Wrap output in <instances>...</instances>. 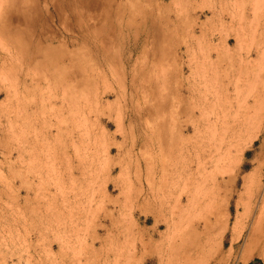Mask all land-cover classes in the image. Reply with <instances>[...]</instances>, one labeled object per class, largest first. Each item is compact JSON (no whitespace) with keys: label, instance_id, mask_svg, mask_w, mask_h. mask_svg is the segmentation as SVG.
Instances as JSON below:
<instances>
[{"label":"rangeland","instance_id":"1","mask_svg":"<svg viewBox=\"0 0 264 264\" xmlns=\"http://www.w3.org/2000/svg\"><path fill=\"white\" fill-rule=\"evenodd\" d=\"M26 2L28 0H12L14 26L24 41L29 40L31 51L22 69V77L28 72L25 86L19 87L13 104L28 113L22 161L17 159L16 128L8 124L0 132V264L183 263L191 227L197 226L202 233L205 221L214 219V215H208L210 206H205L209 205L211 196L208 175L217 171L214 168L218 163L214 159L212 164H207L193 184H171V194L164 196L160 191L157 201L142 203L137 200L140 190L137 165L143 152L139 134L150 122L161 125L167 121V132L174 123H178V127L186 125L187 132L176 142L187 141L190 145L202 142L204 150L199 152V158L203 161L210 153L212 155L220 141L237 129L250 130L254 126L249 133L257 130L264 115L260 104L264 98V0ZM219 16L225 21L220 22L222 25ZM227 20L232 22L229 24ZM234 40H238V44ZM41 48L50 49L52 54H47L50 56L46 58L40 52L37 54L35 50ZM209 59H222L223 63L219 66L212 63V69ZM240 59L248 60V68L240 64ZM228 61L233 66L229 67ZM215 69L220 72L229 69L235 76L229 84L228 97L222 99L213 112L207 111L208 116L207 112L199 115L196 110L195 118L177 113L184 106H194L191 98L198 100L205 92L212 96L220 92L218 85H209V92H202L206 88L197 84L203 73H212ZM232 82L238 84L237 90H233ZM256 97L255 116L253 101ZM0 102L6 105L3 96ZM148 104L150 116L143 121L145 115L141 113ZM247 105H253L249 112L245 110ZM71 110H75L74 115ZM117 117L121 119V132ZM247 118L249 121L253 118L252 126L247 124ZM187 120L193 125H203L208 120L211 128L197 133ZM248 139L249 135L244 132L238 143L244 154L240 157L237 188L226 208L230 215H225L226 218L220 215V225L208 234L224 226L220 238L217 237L219 240L216 239L220 243L217 252H203L193 264H264V232H252L261 228L264 219V215L258 214L264 212V134L249 143ZM135 141L137 147H133ZM74 148H78L81 157L74 154L69 162L64 151L72 154ZM164 148L163 154L169 158L171 151L167 145ZM172 153L169 160L181 164L178 151L173 149ZM243 185L252 191L248 188L250 193L245 191ZM182 191L190 200H183L186 204L183 215H176L178 210L173 206ZM243 192H248L250 197ZM160 200L166 207L154 215ZM245 201L248 202L246 209L243 208ZM109 212L112 215H105ZM257 218H262L260 227H256ZM236 222L239 223L234 224Z\"/></svg>","mask_w":264,"mask_h":264},{"label":"bare ground","instance_id":"2","mask_svg":"<svg viewBox=\"0 0 264 264\" xmlns=\"http://www.w3.org/2000/svg\"><path fill=\"white\" fill-rule=\"evenodd\" d=\"M28 3H29V0H28ZM26 2V4H28ZM31 4V3H29ZM13 3H12V0H0V97L3 96L4 98V102L6 103V105L2 106L3 102L1 103L0 102V132H3L5 130V127L8 126V124H11L10 126H14L17 130V137H16V153H17V159L19 161H22L23 160V154H24V151H25V148H24V145H23V137H24V128H25V125L27 123V117H28V113L25 109H21V108H16L15 106H13L14 104V101L17 100V97H18V94H19V87L20 86H25V76H28V72L26 71L22 77V72H23V66L25 64V62H27L29 60V58H27V54L31 51L30 49V44H29V40L28 42L27 41H24L23 37L21 36V34L18 32L17 30V27L14 26V21H13V16L14 15V10L13 9ZM31 10V9H30ZM216 12V10H214ZM31 12V11H30ZM212 14H216V13H212ZM33 15V14H32ZM31 15V17H32ZM212 16V15H211ZM214 17V16H213ZM216 17V16H215ZM226 17V16H225ZM232 18V16L230 17ZM218 21L219 23L223 22V17L219 16L218 17ZM32 20V19H31ZM225 20V18H224ZM233 20V19H232ZM216 20V22H218ZM228 21V20H227ZM230 21H228V23L230 24ZM225 22V21H224ZM223 22V23H224ZM232 22V21H231ZM235 22V21H234ZM218 23V24H219ZM220 23V24H221ZM227 23V22H226ZM30 24V23H29ZM219 24V25H220ZM34 25V24H33ZM222 25V24H221ZM226 25V24H225ZM33 27V26H32ZM33 29V28H32ZM34 32V31H33ZM32 33V32H31ZM32 36V35H31ZM236 37V35H235ZM237 38L239 39V37L237 36ZM236 38V39H237ZM47 41V40H46ZM235 41V40H234ZM238 40H236L235 42H237ZM229 42V40H228ZM226 43V42H225ZM238 44V42L236 43ZM225 47L227 45H224ZM228 48V47H227ZM227 48L224 49L225 53H228L226 52L227 51ZM35 52L38 54L39 52L46 58V57H49L51 54H52V51L50 49H45V48H41V49H37L35 50ZM31 54V53H30ZM47 54H50V55H47ZM36 56V55H35ZM226 56V54H225ZM228 56V55H227ZM30 57V56H29ZM250 57V55L248 56ZM36 59H38L37 57H35ZM40 60V59H39ZM210 60V59H209ZM215 61H211V63L208 62V64H210V67L211 65L213 66V64L215 65H218L220 64L223 60L222 59H214ZM225 60V59H224ZM232 59H230L231 61ZM205 61H207L205 59ZM227 61V60H226ZM229 62V67L230 66H233L232 63ZM252 62V61H251ZM250 62V63H251ZM203 63V62H202ZM206 63V62H205ZM213 63V64H212ZM223 63V62H222ZM227 63V62H226ZM245 64L248 63V60L247 59H240V64ZM249 63V64H250ZM239 64V65H240ZM42 65V64H41ZM204 65V64H203ZM238 65V66H239ZM252 65V63H251ZM207 64L205 65V68H206ZM209 66V65H208ZM219 66V65H218ZM226 65H224L225 67ZM236 66V65H235ZM247 66V65H246ZM245 66V67H246ZM27 67V66H25ZM220 67H223V66H220ZM223 67V68H224ZM227 67V66H226ZM242 67V66H241ZM250 67V66H249ZM204 68V69H205ZM213 69V67H211ZM218 68V67H217ZM228 68V67H227ZM226 68V69H227ZM240 68V67H239ZM248 68V66H247ZM246 68V69H247ZM32 69V68H31ZM124 69V68H123ZM220 69V68H218ZM225 69V68H224ZM230 69V68H229ZM228 69V70H229ZM245 69V70H246ZM115 70V68H114ZM210 69H208L209 71ZM228 70L226 71H221L220 70H212V73H203L201 78L199 79L198 83L201 87H205L206 90H204V88H202V92H209V88L207 90V87L209 85H218L220 87V92H218L217 94L213 95L212 94H207L205 92V94L203 95V98L201 99H198L196 100V98L194 97L191 98L192 101H193V104L194 106L192 105L191 107L189 106H184L181 108V110H177V113L179 114H184L188 117H193L196 113L194 110H196V112H198L199 115H203L205 112L209 111L210 113L213 112V110H215L218 105H220L222 99H226L228 97V91H229V84L231 83V81L234 79L233 76L231 73L228 72ZM243 70V69H242ZM180 72V70H178ZM183 71V70H182ZM211 71V70H210ZM39 72V71H38ZM204 72V71H203ZM33 73V71H32ZM183 73V72H182ZM40 75V74H39ZM111 75V74H110ZM184 75V73H183ZM133 76V75H132ZM178 76V75H177ZM43 79H45L43 76ZM235 77V76H234ZM135 78V77H134ZM179 78V77H177ZM256 78V77H255ZM257 78L259 79V76H257ZM35 79V78H34ZM130 79V78H129ZM132 79V78H131ZM237 79V78H235ZM39 81V80H38ZM181 81V80H180ZM234 81V80H233ZM125 82V81H124ZM238 82V81H237ZM235 82V84L237 83ZM126 83V82H125ZM162 83V82H161ZM124 84V83H122ZM134 84V83H133ZM234 88L233 90H237L236 89V86H238V84L234 85V83L232 82ZM132 85V84H131ZM199 86V87H200ZM126 87V86H125ZM197 87V88H199ZM210 87V86H209ZM120 88V87H119ZM123 88V87H122ZM127 88V87H126ZM130 88V87H129ZM133 88V87H132ZM109 89H112L109 87ZM77 90V89H76ZM114 91V89H112ZM111 90V91H112ZM116 90V89H115ZM199 90V89H198ZM125 91V90H124ZM188 91V90H187ZM190 91V90H189ZM193 91V90H192ZM200 91V93H201ZM77 92V91H75ZM110 92V91H109ZM186 92V91H185ZM197 92V90H196ZM65 93V91H64ZM78 93V92H77ZM117 93L119 94L118 90H117ZM122 93H126V92H123L122 90ZM129 93V92H128ZM187 93V92H186ZM76 94V93H74ZM116 94V93H114ZM180 94V93H179ZM194 94V92H193ZM72 95V93H71ZM124 95V94H123ZM144 95V94H142ZM176 95V94H175ZM178 95V94H177ZM182 95V94H181ZM186 95V94H185ZM201 95V94H200ZM210 95V96H209ZM79 96V95H78ZM77 96V97H78ZM86 96V95H85ZM100 96V95H98ZM117 96V95H116ZM114 96V97H116ZM120 96V94H119ZM118 96V97H119ZM122 96V95H121ZM120 96V97H121ZM125 96V95H124ZM130 96V95H128ZM180 96V95H179ZM189 96H191L190 92H189ZM188 96V98H189ZM195 96V94H194ZM91 97V96H90ZM94 97V96H93ZM105 97V96H104ZM117 97V98H118ZM132 97V96H131ZM145 98V96H143ZM185 97V96H184ZM201 97V96H200ZM254 97V96H253ZM123 98V97H122ZM129 98V97H128ZM143 98V99H144ZM198 98V97H197ZM257 99H253L254 101V107H253V112H254V115L256 116L257 114V103H258V97H256ZM79 99V98H77ZM124 99V98H123ZM107 100V99H106ZM132 100V99H131ZM131 100L129 101L131 103ZM146 100V99H145ZM183 100V98L181 99ZM117 101V99H116ZM126 101V100H125ZM17 102V101H16ZM15 102V103H16ZM78 102V100H77ZM72 103H75V101ZM108 103V102H106ZM129 103V104H130ZM127 104V103H126ZM190 104V103H188ZM198 106H197V105ZM261 107H262V110H264V98L261 99ZM17 105V104H16ZM20 105V104H19ZM18 105V106H19ZM22 105V104H21ZM72 105V104H71ZM77 105V103H76ZM98 105V103H97ZM196 105V106H195ZM54 106V105H53ZM56 106V105H55ZM80 106V105H79ZM108 106V105H107ZM124 106V105H123ZM129 106V105H128ZM149 106V107H147ZM253 105H247L245 110L246 112H249V110L252 108ZM23 107V105H22ZM74 107V106H73ZM96 107V106H95ZM133 107V106H132ZM140 107V106H139ZM138 107V108H139ZM143 107V106H142ZM147 109L145 108L144 112H142L141 114L144 116L142 118L143 121L147 120L148 116H150V110L148 108H150V105H146ZM175 107V106H174ZM51 108V107H50ZM89 108V107H88ZM161 108V107H160ZM163 108V106H162ZM74 109V108H73ZM96 109V108H95ZM117 109V108H116ZM121 109V107H120ZM133 109H136V106L135 108ZM151 109V108H150ZM156 109V108H155ZM154 109V113H158L157 110ZM68 110V109H67ZM80 110V109H79ZM125 110H126V107H125ZM130 110V109H129ZM132 110V109H131ZM141 108L139 109V112H140ZM72 111V110H71ZM70 111V112H71ZM75 111V110H74ZM74 111H72L73 115H74ZM123 111V110H122ZM136 111V110H134ZM157 111V112H156ZM53 112V110H52ZM79 112V111H78ZM89 112V111H88ZM121 112V111H120ZM133 112V111H132ZM207 112V116L209 115ZM77 113V112H76ZM75 113V114H76ZM129 113V112H128ZM136 113V112H135ZM152 114L151 117L153 119V115L155 114ZM162 114V113H161ZM177 114V115H179ZM253 114V113H252ZM83 115V113L81 114ZM126 115V114H125ZM137 115V114H136ZM163 115V114H162ZM161 115V116H162ZM165 115V114H164ZM176 115V114H175ZM205 115V116H206ZM79 116V115H78ZM119 116V115H117ZM138 116V115H137ZM140 116V115H139ZM138 116V117H139ZM169 116V115H168ZM76 117V116H75ZM84 117V116H82ZM150 117V119H151ZM156 117L159 118V116L157 115ZM155 117V118H156ZM178 117V116H177ZM199 116H197V119H198ZM126 118V117H125ZM174 118V117H172ZM183 118V117H181ZM195 118V116H194ZM62 119V118H61ZM118 119V117H117ZM120 119V118H119ZM118 119V120H119ZM123 119V118H122ZM135 119V118H134ZM164 119V118H163ZM178 119V118H177ZM193 119V118H192ZM250 118H247V124H250L251 123V120H253V118L249 121ZM73 120H75L73 118ZM77 120V119H76ZM83 120V118H82ZM125 120V119H124ZM131 120V119H130ZM139 120V119H138ZM157 120V119H156ZM175 120V119H174ZM190 120V118H189ZM188 123H191L189 122ZM194 120V119H193ZM85 121V119H84ZM127 121V120H126ZM152 121V120H151ZM158 121V120H157ZM160 121V119H159ZM186 121V122H187ZM121 122V119L120 121H118V123ZM137 122V121H136ZM154 122V120H153ZM170 123V121H168ZM173 122V121H172ZM181 122V121H180ZM197 122V121H196ZM195 122V123H196ZM204 122V120H203ZM60 123V122H59ZM76 123V122H74ZM86 123V121H85ZM122 123H123V120H122ZM138 123V122H137ZM148 123V121H147ZM156 123V121H155ZM182 123V122H181ZM194 123V122H192ZM191 123V124H192ZM198 123H199V120H198ZM260 123V122H259ZM61 124V123H60ZM120 124V123H119ZM118 124V127L121 125ZM131 124V122L129 123ZM140 124V123H139ZM173 124V123H171ZM170 124V125H171ZM83 125V124H82ZM124 125V124H123ZM162 125V126H161ZM161 125H156V124H145V126L141 129L140 131V134H139V143H140V147L143 149V152H142V158L140 161H138V165H137V183L139 184L140 186V190H139V193L137 196V199L138 201L141 200L142 203H147L149 201H157L159 199V195L157 192H160V191H163L164 193V196L166 195H169L171 194V184H174V185H178L181 183V185L183 186H186L187 184H193L194 182V179L196 180V178L198 176L201 175V171H205L206 170V166L207 164H212L213 161H215L214 159H216L217 163L219 164L221 162V165H218L214 162V165H215V168L217 171H215V173L213 175H208L210 177V180H209V184H210V202H207L209 203V205L205 206L208 207L210 206V209H209V214L208 215H214V219L213 220H207L205 221L204 225H203V232L200 233L199 231V228L197 226H194V227H191V231H190V234L188 235V241L189 243L188 244H184L185 247L184 249H186V256H184V259H183V263L181 264H193L194 261L196 260L195 258L196 257H199L200 254H204L203 252H208L211 251V250H214L217 252V249H218V244L220 243H217L216 241L219 240L217 239L220 238V235L222 234V232L224 231V226H220L217 231L214 233L212 232L211 235H208L209 232L211 230H214L216 229L220 224H219V217L220 215H223L225 217V215H230L227 214V210L226 208H228V205H229V200L232 198L233 194L235 193L236 191V188H237V175H238V172L241 170L240 168V157L244 154L243 150L241 148H239L240 145H238V143L241 141V137L243 136L244 132L247 133V136L249 135V142L252 141V139L254 138H257L259 135L261 134H264V115H262V121L260 124L257 125V130L252 132V133H249L250 130H254L252 129V123H251V126L250 127V130L248 129H243L244 131H242V129H237L234 133H232V135L228 136L227 139H224L222 141H220L214 148V152H212V155L211 153L208 155V158L206 160H201L199 158V152L204 150V147L202 145V142L201 143H195V144H188L186 143L187 141H180V143H177L176 141L178 140H181L183 137V135L185 134V132H187L188 128L187 126H179L178 127V123H174L172 126H169L170 129H168L169 131L167 132V121H163ZM184 125V124H183ZM202 125V124H201ZM200 124H197L196 125L192 124L191 126H193V131L194 132H201L202 129L205 130V131H208L210 130L211 128V122H209L208 120L205 122V124H203L201 126ZM205 125V127H204ZM76 126V124H75ZM74 126V127H75ZM139 126V125H138ZM143 126V125H142ZM57 127V126H56ZM73 127V128H74ZM79 126H77L76 129H79L78 128ZM85 127V126H84ZM95 126H93L94 128ZM118 127H116L115 129L117 130ZM121 127L122 125L119 127L120 129V132H121ZM131 127V125H130ZM136 127V126H135ZM141 127V125H140ZM139 127V128H140ZM46 128V127H45ZM50 128V127H49ZM132 128V127H131ZM14 129V128H13ZM33 129V128H32ZM137 129V128H136ZM12 130V129H11ZM82 130V129H81ZM85 130V128H84ZM102 130L105 131V129L102 128ZM107 130V129H106ZM115 130V131H116ZM27 131V130H26ZM74 131V130H73ZM80 131V130H79ZM96 131V130H95ZM101 131V130H100ZM118 131V130H117ZM117 131L115 132V134L117 133ZM93 132V131H92ZM193 132V133H194ZM13 133V132H12ZM11 133V134H12ZM82 133V132H81ZM103 133V132H102ZM105 133V132H104ZM138 133V131H137ZM197 133H195L196 135H198ZM14 134V133H13ZM27 134V133H26ZM94 134V133H93ZM99 134V133H98ZM122 134V133H120ZM201 134V133H200ZM73 135V134H72ZM79 135V134H78ZM84 135V134H83ZM83 135H82V138H83ZM85 135H87V133H85ZM96 135V134H95ZM104 135V134H103ZM101 134V136H103ZM137 135V134H136ZM159 135V136H158ZM189 135V134H188ZM55 136V135H54ZM94 136V135H93ZM97 136V135H96ZM107 136V135H106ZM187 136V135H186ZM185 136V137H186ZM246 136V135H245ZM244 136V137H245ZM59 137V136H58ZM67 137V135H66ZM76 137V136H75ZM88 137V136H87ZM98 137V136H97ZM196 137V136H195ZM199 137V135L197 136ZM46 138V137H45ZM99 138V137H98ZM104 139V137H101ZM181 138V139H180ZM246 138V137H245ZM95 139V137H94ZM243 139V138H242ZM247 139V138H246ZM68 140V139H67ZM87 140V139H86ZM92 140V139H91ZM191 140H192V137H191ZM73 141V139H72ZM71 141V143H72ZM89 141V140H88ZM87 141V142H88ZM99 141V140H98ZM169 141V142H167ZM247 141V140H246ZM85 142V141H84ZM104 142V140L102 141ZM245 142V140H244ZM82 143V142H81ZM86 143V142H85ZM84 143V144H85ZM90 143V142H89ZM96 143V142H95ZM98 143V142H97ZM105 143V142H104ZM103 143V144H104ZM107 143V142H106ZM100 144H102L100 142ZM102 144V145H103ZM110 144V143H109ZM137 142L135 141V143L133 144V147L136 146ZM243 144V142H242ZM247 144V143H246ZM244 143V145H246ZM79 145V144H78ZM82 145V144H81ZM88 145V144H87ZM168 146V148L170 149L171 152H169V158H171V154L172 153V150L175 149L178 151V154L180 155L181 157V164H179L180 162H175V163H172L171 160H169V158L167 156H165L163 154L164 152V147L165 146ZM243 145V146H244ZM74 146V145H72ZM76 146V144H75ZM90 146V145H89ZM94 146V144H93ZM99 146V145H98ZM97 146V148H98ZM122 146V144H121ZM77 147V146H76ZM83 147V146H82ZM103 147V146H101ZM137 147V146H136ZM84 148V147H83ZM109 148V147H108ZM244 148V147H242ZM75 149V148H74ZM78 149V148H77ZM77 149H75V151H73L72 154H68L67 151L65 150V155L67 156L69 162H71V158L72 156L75 154L77 155L78 151L77 152ZM80 149V148H79ZM96 149V147H95ZM82 150V149H80ZM85 150H86V147H85ZM84 150V151H85ZM88 150V149H87ZM63 152V153H64ZM69 152V151H68ZM72 152V151H71ZM110 150L107 151V153L109 154ZM102 153V151L100 152ZM103 153H104V150H103ZM113 153V152H112ZM85 154V153H84ZM97 154V153H96ZM133 154V153H132ZM131 154V155H132ZM80 154L78 153L77 156H79ZM112 155V154H111ZM192 155H194L195 158L192 157ZM64 156V154H63ZM83 156V155H82ZM102 156V155H101ZM26 157V156H25ZM74 157V156H73ZM81 157V156H79ZM87 157V156H86ZM104 157V156H102ZM173 157V156H172ZM92 158V157H91ZM106 158V155L105 157ZM82 159V158H81ZM97 159V158H96ZM112 159V158H111ZM136 159V158H135ZM175 159V156L174 158ZM83 160V159H82ZM92 160V159H91ZM103 160V159H102ZM18 161V162H19ZM99 161V159H98ZM171 161V162H170ZM175 161V160H173ZM176 161H180V160H176ZM15 162V161H14ZM97 162V161H96ZM239 162V163H238ZM81 163V162H80ZM88 163V162H87ZM66 164H68L66 162ZM74 164V163H73ZM102 164V162L100 163ZM104 164V163H103ZM24 165V163H23ZM70 165V164H69ZM86 165V164H85ZM90 165V164H89ZM88 165V166H89ZM93 165V164H92ZM106 165V163H105ZM122 165V164H121ZM195 166V168L193 169L192 166ZM213 165V166H214ZM67 166V165H66ZM65 166V167H66ZM102 166V165H101ZM93 167V166H92ZM115 167V166H114ZM70 168V167H69ZM84 168V166H83ZM89 168V167H88ZM100 168V167H99ZM135 169V168H134ZM133 169V170H134ZM213 169V171H214ZM240 169V170H239ZM72 168H70V171L69 173L72 175V172L71 171ZM84 170V169H83ZM112 170V168L110 169V171ZM211 170V168H210ZM209 170V171H210ZM86 171V170H85ZM114 172V171H113ZM125 172V170H124ZM255 172V171H254ZM91 173V172H90ZM127 173V172H126ZM135 173V171H134ZM133 173V174H134ZM212 173V171L210 172ZM136 174V173H135ZM207 174V172H206ZM206 174L204 173V176H206ZM245 174V173H244ZM111 175V174H109ZM203 175V173H202ZM243 175V174H242ZM249 176V175H248ZM136 177V175H135ZM260 177V176H258ZM201 178H204V177H201ZM252 178V176H251ZM96 179V178H95ZM199 179V178H198ZM250 179V178H248ZM129 180V179H128ZM200 180V179H199ZM206 180V179H205ZM204 180V181H205ZM254 180V179H253ZM259 180V179H258ZM23 181V180H22ZM136 181V180H135ZM247 181V178H244L243 179V182H246ZM251 181V180H250ZM258 182V181H257ZM203 183V181H202ZM201 183V184H202ZM249 183V182H248ZM246 185H249L247 183H245ZM250 184H253L250 183ZM204 185V184H203ZM246 185H243L245 186L244 190L247 191L249 189V186L246 187ZM200 186V185H198ZM206 185H204L205 187ZM209 186V185H207ZM242 186V184H241ZM253 186V185H251ZM256 186V185H255ZM105 187V186H104ZM186 188V187H185ZM202 188V186H201ZM207 188V187H206ZM246 188H248L246 190ZM255 188V187H254ZM205 189V188H204ZM208 189V188H207ZM128 190V189H127ZM196 190V188H195ZM202 190V189H201ZM206 190V189H205ZM243 190V191H244ZM252 191V189H249ZM248 190V191H249ZM135 193L137 192L134 191ZM184 191H182V193H179L177 198L175 199V202H174V206H173V209L176 208V210H178L177 214L176 215H183L182 212L185 210V206L186 204H183V200L185 199V201H189L188 200V197L187 195H182ZM195 192V191H194ZM205 192V191H204ZM238 192V191H237ZM240 192V191H239ZM238 192V194H240ZM254 192V191H253ZM262 192V191H261ZM120 193V192H119ZM162 193V194H163ZM186 193V192H185ZM242 193V192H241ZM245 192H243L244 194ZM250 193V191H249ZM249 193L247 192L248 196L250 197ZM257 193V192H256ZM264 193V192H262ZM195 194V193H194ZM205 193H203L204 195ZM246 194V193H245ZM246 194V195H247ZM103 195V193H102ZM136 195V194H135ZM201 195V194H200ZM202 195V196H203ZM261 195V194H260ZM126 196V195H125ZM185 196V198L183 197ZM244 196V195H243ZM257 196V195H256ZM133 197V196H132ZM191 197V196H190ZM194 197V196H193ZM209 198V196H207ZM206 195H205V198H207ZM248 197V198H249ZM134 198V197H133ZM192 198V197H191ZM202 198V197H201ZM251 198H253V196H251ZM250 199V198H249ZM192 200V199H191ZM206 200V199H205ZM237 200V199H236ZM251 200V199H250ZM250 200H248V202H250ZM259 200V199H258ZM136 201V200H135ZM134 201V202H135ZM162 200H160L158 202V206L157 208H155V213L154 215H158L159 212H162L165 207L163 206ZM254 201V200H253ZM235 202V201H234ZM244 202V201H243ZM248 202L246 204V201H245V205L240 203L241 205H244L243 208L246 209V205H248ZM185 203V202H184ZM252 203V202H251ZM250 203V204H251ZM257 203V202H256ZM264 203V202H262ZM188 204V203H187ZM191 204V203H190ZM237 204V202H236ZM254 204V203H252ZM262 205V204H261ZM250 206V205H249ZM256 206V204H255ZM254 206V207H255ZM171 207V206H169ZM242 207V206H241ZM264 207V206H262ZM168 208V207H167ZM204 208V207H203ZM209 208V207H208ZM235 208V207H234ZM257 208V207H256ZM231 209V208H230ZM248 209V208H247ZM262 209V208H260ZM175 210V209H174ZM206 211V210H205ZM236 211V210H235ZM247 211V210H246ZM187 212V211H186ZM237 212V211H236ZM207 213V212H205ZM256 213V212H254ZM259 216L261 215H264V212H261V213H258ZM261 214V215H260ZM105 215H112V212L110 213H107ZM206 215V214H205ZM247 215V214H246ZM257 216V215H256ZM223 217V218H224ZM236 217V216H235ZM222 218V217H221ZM226 218V217H225ZM264 218V217H262ZM262 218H257L256 221H258V223L256 224V227L259 226V221L262 219ZM237 219V218H236ZM235 219V220H236ZM226 220V219H224ZM238 220V219H237ZM255 220V219H254ZM222 221V220H221ZM223 222V221H222ZM254 222V221H253ZM261 222V221H260ZM239 222H236L234 224H237ZM256 223V222H255ZM156 224V223H155ZM225 224V222L223 223ZM233 224V225H234ZM261 224V228L258 229L255 228V230H252L253 233L255 232H264V219H262V222L260 223ZM222 225V224H221ZM239 225V224H238ZM235 229H236V226H234ZM233 227V228H234ZM252 228H254V226H252ZM215 231V230H214ZM234 231V230H233ZM251 233V232H250ZM217 239V240H216ZM187 242V241H186ZM220 242V241H218ZM181 244V243H180ZM220 246V245H219ZM182 248V247H181ZM220 248V247H219ZM133 250V249H132ZM183 251V250H181ZM51 252V251H50ZM213 252V251H212ZM211 253V252H210ZM130 254V253H129ZM178 254V253H176ZM185 255V254H184ZM206 255V253H205ZM209 255V254H208ZM207 255V256H208ZM212 255V254H211ZM177 257V256H176ZM181 257V256H180ZM178 259V258H177ZM176 259V260H177ZM195 259V260H194ZM181 260V259H180ZM138 261V260H137ZM200 261H201V258H200ZM160 262V261H159ZM164 262V261H163ZM177 262V261H176ZM203 262V260L201 261ZM170 263V262H169ZM174 263V261H173ZM180 263V262H179ZM153 264V263H152ZM160 264H163V263H160Z\"/></svg>","mask_w":264,"mask_h":264},{"label":"water","instance_id":"3","mask_svg":"<svg viewBox=\"0 0 264 264\" xmlns=\"http://www.w3.org/2000/svg\"><path fill=\"white\" fill-rule=\"evenodd\" d=\"M253 264H255V263H253Z\"/></svg>","mask_w":264,"mask_h":264}]
</instances>
